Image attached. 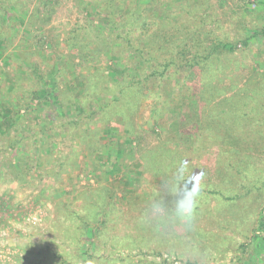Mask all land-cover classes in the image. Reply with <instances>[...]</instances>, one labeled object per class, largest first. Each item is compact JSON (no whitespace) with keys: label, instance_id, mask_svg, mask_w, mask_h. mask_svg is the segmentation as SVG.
<instances>
[{"label":"rangeland","instance_id":"1","mask_svg":"<svg viewBox=\"0 0 264 264\" xmlns=\"http://www.w3.org/2000/svg\"><path fill=\"white\" fill-rule=\"evenodd\" d=\"M144 1L0 0V264H264V0H148L167 57L236 51L120 100L108 21ZM178 165L203 177L187 225L149 211Z\"/></svg>","mask_w":264,"mask_h":264},{"label":"trees","instance_id":"2","mask_svg":"<svg viewBox=\"0 0 264 264\" xmlns=\"http://www.w3.org/2000/svg\"><path fill=\"white\" fill-rule=\"evenodd\" d=\"M145 7H143L140 14L134 18V21L127 22L123 28L119 27L116 22L108 21V25L114 27L113 33L114 40L119 41L115 42L119 45L122 54L128 55L127 57L135 60L137 63L135 67L131 69V75L128 76V79L122 80L119 82L121 85L123 82L128 81V87L120 88L118 98L121 100L123 95L127 94V90H134L136 94L142 95V92H146L148 86L153 82V78L159 77L163 79L166 75L169 74L171 69L175 68H184V67H194L200 66V70L206 71L209 66L208 63H212L214 55L223 54H233L236 51V44L232 42H223L217 38L211 39L213 33L206 37H199L200 40L195 41L186 39L179 44H176L170 51L167 57L164 52H167L168 48L164 45L171 40V37L168 35L169 31L161 30L154 32L156 27L157 20L156 17L150 18L147 14L150 10V3L148 0H145ZM124 5V4H123ZM44 6V5H43ZM113 6V2L109 4ZM0 11V25L2 23L10 24L12 19L9 18V12ZM150 32L152 34H150ZM250 36L247 41L253 38H259L264 34V29L260 32H250ZM153 35V36H152ZM161 38V41L158 45L157 39ZM164 38V39H163ZM150 41L151 46H141V42L148 43ZM163 45V46H162ZM82 52H79V55ZM156 55V57L154 56ZM205 58V59H204ZM121 58L118 57L117 68L120 70V77H127L128 71H130L128 66H122L123 64ZM191 61V63H189ZM208 62V63H207ZM210 65V66H211ZM155 80V79H154ZM178 126L174 125V128L177 129ZM179 128V127H178ZM168 133V132H167ZM264 222V221H263ZM264 229V225H261Z\"/></svg>","mask_w":264,"mask_h":264},{"label":"clouds","instance_id":"3","mask_svg":"<svg viewBox=\"0 0 264 264\" xmlns=\"http://www.w3.org/2000/svg\"><path fill=\"white\" fill-rule=\"evenodd\" d=\"M202 179V176L190 177L187 169L178 165L172 176L164 181L162 193L150 201V213L191 224L203 191Z\"/></svg>","mask_w":264,"mask_h":264}]
</instances>
